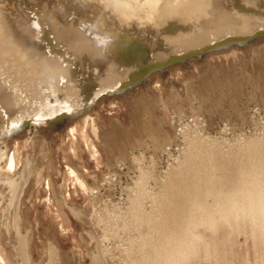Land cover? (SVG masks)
I'll return each instance as SVG.
<instances>
[{"label":"bare ground","instance_id":"1","mask_svg":"<svg viewBox=\"0 0 264 264\" xmlns=\"http://www.w3.org/2000/svg\"><path fill=\"white\" fill-rule=\"evenodd\" d=\"M259 40L264 0H0L1 138L41 124L57 126L151 71L233 48L229 61L208 66L198 82L188 84L187 101L172 91L178 139L163 135L148 97L133 105L130 128L112 123L111 145L119 152L131 146L122 163L132 180L122 190L121 206L99 211L103 235L92 227L93 213L71 209L91 226L89 264H109L114 255L125 264H183L194 245L172 241L169 254L164 252L166 234L173 237L164 220L174 217L191 225L199 218L212 227L218 221L264 222V45L254 49L251 74L237 48ZM233 114L245 117L250 133L240 139L243 133L236 132L243 124L235 128L228 119L211 137V120ZM1 142L0 229L10 239L12 263L33 264L21 208L34 156H26L20 171L5 174L7 144ZM160 153L167 167H159ZM15 164L11 157L9 168ZM38 264H63L59 249L47 243Z\"/></svg>","mask_w":264,"mask_h":264},{"label":"rangeland","instance_id":"2","mask_svg":"<svg viewBox=\"0 0 264 264\" xmlns=\"http://www.w3.org/2000/svg\"><path fill=\"white\" fill-rule=\"evenodd\" d=\"M12 2L15 0H11ZM13 20L17 23L15 19ZM18 27L16 25L14 29ZM262 45L264 40L237 46L243 56L245 72L249 74L253 72L254 49ZM231 51L233 48L226 52L217 51L203 56H192L162 71H151L140 81L126 85L127 87L122 88L120 92H115L93 105L86 113L64 119L57 126L41 124L38 129L24 128L7 139L0 136V146H3L2 140H6L7 144L3 173L12 175L14 170L20 171L26 156L29 154L34 156L35 166L29 178L21 208L24 229L31 234L33 264L40 262L42 251L47 243L59 249L63 264H89L86 249L89 245L87 230L91 226L85 225L71 209L84 212L87 216L93 213L96 218L92 222V227L103 235L102 224L98 218L99 211L102 212L103 208H110L116 203L121 206L120 201L125 194L122 190L132 180L131 171L122 163L125 152L129 151L131 146L128 145L119 152L111 145L108 138L111 135L112 123L120 122L123 129L130 128L133 105L138 100L148 97L151 98L153 106H156L158 118L163 123L165 132L163 135L169 140L178 139L180 128L173 126L174 111L170 105L172 91L176 92L181 101H187L188 84L193 81L198 82L208 66L229 61L232 57ZM11 72L14 73L13 70ZM247 92L245 100H242L246 105L251 101L250 97H247L249 96ZM208 99L210 98H205L207 101ZM2 110L3 108L0 107V112ZM185 111H188L186 112L187 120L191 121L192 113L188 108L186 109V105ZM228 119L234 127L243 124V127H240L242 131L236 132V134L243 133L242 137L237 135L240 139L250 133L251 129L246 127L245 117L233 114L227 119L216 116L214 120H211L212 123L209 126L211 137L216 136L217 129ZM199 133L202 132H197ZM140 135L144 136V133ZM11 157L16 160V169L9 168L8 163ZM159 162V167H167L169 164L162 153L159 154ZM162 171L165 172L161 169ZM80 183L85 184L86 188ZM111 201L114 203L110 204ZM121 211L119 209V212ZM156 218L158 219V217L153 219L156 220ZM182 220L179 221L175 217L164 220L165 224V221L171 222L166 225L173 229L172 235L175 238L171 239L173 237H170L168 233L163 243L167 248L164 250L166 254H169L167 251L172 249L170 244L172 241L194 245L193 252L183 264H264V222L250 224L245 220L229 223L218 221L212 227L197 218L193 225L184 219V226L180 227ZM192 226L195 230L191 228L192 231H190L188 227ZM174 233H176L175 236ZM184 235L185 237H182ZM177 236L184 241H178ZM101 244L104 245V242L102 241ZM1 256L4 262L0 260V264H13L10 239L0 229ZM79 256H82L83 260H80ZM123 262L125 261L122 256L114 255L109 264H125Z\"/></svg>","mask_w":264,"mask_h":264}]
</instances>
